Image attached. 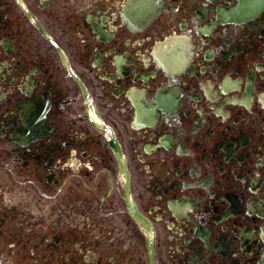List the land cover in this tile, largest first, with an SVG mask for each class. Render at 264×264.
<instances>
[{
	"label": "flooded vegetation",
	"instance_id": "obj_1",
	"mask_svg": "<svg viewBox=\"0 0 264 264\" xmlns=\"http://www.w3.org/2000/svg\"><path fill=\"white\" fill-rule=\"evenodd\" d=\"M0 0V264H264V0Z\"/></svg>",
	"mask_w": 264,
	"mask_h": 264
}]
</instances>
